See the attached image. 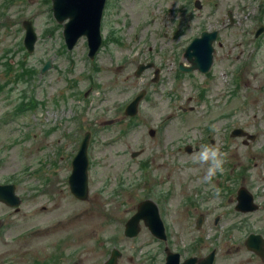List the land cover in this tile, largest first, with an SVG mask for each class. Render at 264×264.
I'll return each mask as SVG.
<instances>
[{"label": "rangeland", "instance_id": "rangeland-1", "mask_svg": "<svg viewBox=\"0 0 264 264\" xmlns=\"http://www.w3.org/2000/svg\"><path fill=\"white\" fill-rule=\"evenodd\" d=\"M262 25L264 0H107L103 46L90 60L86 37L67 50L52 0H0V184H15L20 199L0 202V264H104L113 247L117 264H163L165 244L143 222L135 239L123 235L147 199L184 256L201 261L216 248L217 264H264L239 240L264 229V39L253 38ZM204 31L219 32L210 72H181L192 67L186 46ZM235 128L256 140L231 137ZM86 132L89 193L80 200L69 176ZM202 145L228 154L210 184L194 163ZM240 188L259 205L250 213L235 210Z\"/></svg>", "mask_w": 264, "mask_h": 264}, {"label": "water", "instance_id": "water-1", "mask_svg": "<svg viewBox=\"0 0 264 264\" xmlns=\"http://www.w3.org/2000/svg\"><path fill=\"white\" fill-rule=\"evenodd\" d=\"M54 1V13L57 20L61 23L69 19V22L65 24V39L69 49H73L78 39L81 36H87L90 45V56L93 58L96 52L99 50L102 44L101 37V18L106 0H53ZM199 4V3H198ZM200 7V6H199ZM231 16V15H230ZM233 20L231 21V25ZM27 29V36L25 44L30 52L34 51V46L37 41V36L32 27V24L25 23ZM218 32L202 34V38L194 40V42L188 47L186 57L191 64V68H186L184 65L180 66L183 72L199 71L203 74H207L214 62L213 43L216 41ZM50 67V62L44 68L46 71ZM146 68L141 66L137 72L140 75ZM140 98L137 99L131 107L127 110L128 115L134 116L137 113V106ZM246 134L243 130L237 129L232 135L239 137ZM254 139V137H251ZM89 144V135L84 140L78 155L73 160V170L69 178V185L72 194L80 199L86 200L89 193L88 183V156L87 149ZM190 147L187 148V152L190 151ZM0 202L5 203L8 206H18L20 199L15 194V186L13 185H0ZM253 196L246 190L242 189L239 192L238 204L236 209L240 212L247 213L256 209ZM150 229L152 234L157 237L164 235V226L160 218V214L157 206L148 201L143 202L139 206L138 214H136L126 226V235L133 237L139 233L140 222ZM201 220L199 222V225ZM252 239H262L261 236H251ZM252 245V244H251ZM249 247L250 244H248ZM121 254L114 251L112 258L108 264H117V261ZM167 260L166 264H178V259L173 255Z\"/></svg>", "mask_w": 264, "mask_h": 264}, {"label": "clouds", "instance_id": "clouds-1", "mask_svg": "<svg viewBox=\"0 0 264 264\" xmlns=\"http://www.w3.org/2000/svg\"><path fill=\"white\" fill-rule=\"evenodd\" d=\"M227 157L228 154L215 145L201 146L195 154L194 163L202 167L206 166V172L202 178L204 183L210 184L217 174H223Z\"/></svg>", "mask_w": 264, "mask_h": 264}, {"label": "flooded vegetation", "instance_id": "flooded-vegetation-1", "mask_svg": "<svg viewBox=\"0 0 264 264\" xmlns=\"http://www.w3.org/2000/svg\"><path fill=\"white\" fill-rule=\"evenodd\" d=\"M259 10L261 13L262 10H263V4H260L259 5ZM259 15V14H258ZM262 31L260 32L259 36H258V32L255 33L256 37L254 38L255 41L257 40H262L263 41V37H264V26L262 25L261 28L259 30ZM258 30V31H259ZM246 228H249V225H246L245 226ZM253 227H254V224H253ZM242 229H244V227H242ZM242 231V230H240ZM261 236L262 239H257V240H254L251 238V236ZM234 239H230V241H233ZM240 242L242 243L241 246L245 247L246 248V252L249 254V259L250 260H253L254 262H260L261 260L264 261V229L263 228H259L257 230H250L248 232V234L246 235V237L244 239H239ZM253 242H256L255 245H251L250 243H253ZM248 244H250L251 247L248 246ZM218 252V250H216ZM190 257H195V256H190ZM206 257V255H205ZM189 258V257H187ZM186 259V258H185ZM196 260L194 261V264H202L201 261H198L197 258H195Z\"/></svg>", "mask_w": 264, "mask_h": 264}]
</instances>
